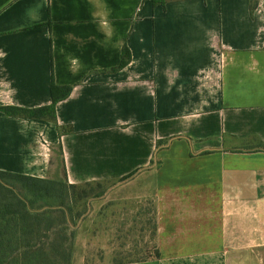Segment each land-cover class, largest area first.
I'll return each mask as SVG.
<instances>
[{
  "label": "crops",
  "instance_id": "1",
  "mask_svg": "<svg viewBox=\"0 0 264 264\" xmlns=\"http://www.w3.org/2000/svg\"><path fill=\"white\" fill-rule=\"evenodd\" d=\"M52 83L56 123L0 110V171L111 184L72 264L111 200L154 208L159 257L122 264H264V0H0V108Z\"/></svg>",
  "mask_w": 264,
  "mask_h": 264
},
{
  "label": "trees",
  "instance_id": "2",
  "mask_svg": "<svg viewBox=\"0 0 264 264\" xmlns=\"http://www.w3.org/2000/svg\"><path fill=\"white\" fill-rule=\"evenodd\" d=\"M151 1L165 7L172 0ZM259 2L250 0L251 14ZM130 58L125 46L119 66L112 71L125 67ZM71 91L70 86L52 83L50 105L35 109L3 107L0 110L8 116L56 123V104L66 99ZM161 144L158 141V147ZM248 150L264 151V143L257 142L255 148ZM93 183L96 187L87 188ZM102 184L75 185L66 178L62 181L0 171V264H72L78 224L85 219L88 210V205L81 209L77 206L90 198L103 196L106 188ZM155 233L154 224V236ZM155 253L151 259L159 257L156 245Z\"/></svg>",
  "mask_w": 264,
  "mask_h": 264
},
{
  "label": "rangeland",
  "instance_id": "3",
  "mask_svg": "<svg viewBox=\"0 0 264 264\" xmlns=\"http://www.w3.org/2000/svg\"><path fill=\"white\" fill-rule=\"evenodd\" d=\"M58 180L63 181L64 177ZM102 185L106 192L112 187L108 183ZM92 187H96L95 183L87 188ZM102 197L98 198L101 200ZM94 199L97 198L79 204L77 209L85 208V205L89 209ZM153 211L151 202L123 204L115 200L105 201L98 212V241L88 252L87 264H122L155 257Z\"/></svg>",
  "mask_w": 264,
  "mask_h": 264
}]
</instances>
